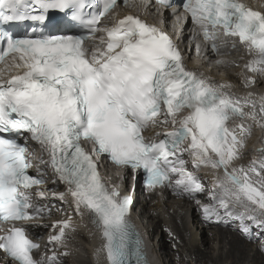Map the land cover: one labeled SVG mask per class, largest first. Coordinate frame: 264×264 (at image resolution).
<instances>
[{
	"label": "snow or ice",
	"instance_id": "obj_1",
	"mask_svg": "<svg viewBox=\"0 0 264 264\" xmlns=\"http://www.w3.org/2000/svg\"><path fill=\"white\" fill-rule=\"evenodd\" d=\"M117 3L0 0V25L24 21L40 25L23 37L0 27V63L22 69L8 79H0V223L11 225L0 235V250L15 264H44L34 258V250L40 245L29 238L23 222L35 219L41 211L33 203V189L45 180L28 173L32 167L28 148L17 142L13 133L31 134L48 155L39 163L51 167L54 176L67 185V195L78 213H92V223L105 241L108 264H132L133 256L135 264H147V260L139 234L128 220L131 196L122 195L118 187L105 180L98 162L82 147V140L91 142L93 153L108 156L118 167L143 169L150 188L167 183L195 195L204 191L198 178L186 173L182 158L177 157L178 165L170 159L188 141L185 150L196 167L224 169V179L218 183L223 193L214 194L212 199L226 215H233V196L236 202L243 198L264 211V159L253 160L248 170L243 166L229 170L243 147L238 138L250 134L242 124L230 128L229 122L237 118L257 120L253 94L233 98L222 90L231 85L216 87L202 74L189 71L179 46L166 31L138 16L118 19L113 14ZM157 3L173 7L172 0ZM183 9L204 38L213 41V51L217 50L219 26L226 37L238 38L246 46L252 57L245 65L247 70L264 75V12L253 10L241 0H186ZM50 11L65 13L86 34L46 31ZM112 21L114 25L108 27ZM98 32L107 34L104 52H99L95 43ZM255 82L254 77H246L247 84ZM249 105L251 112L245 111ZM163 109L164 119L158 121ZM185 111L187 114L178 118L177 114ZM259 111L264 115V97ZM157 123L178 127L159 141L145 140L142 133ZM249 173L260 177L256 181L259 187L254 186ZM173 175L179 177L174 184ZM35 195L42 197L43 193ZM64 198L60 193L59 199ZM203 211L206 218L219 219L216 206L203 205ZM244 216L241 213L239 218ZM247 219L256 221L251 215ZM257 223L264 227V222ZM68 227V221L61 222L58 234L51 235L49 242L62 243ZM55 262L53 253L48 264Z\"/></svg>",
	"mask_w": 264,
	"mask_h": 264
},
{
	"label": "bare ground",
	"instance_id": "obj_2",
	"mask_svg": "<svg viewBox=\"0 0 264 264\" xmlns=\"http://www.w3.org/2000/svg\"><path fill=\"white\" fill-rule=\"evenodd\" d=\"M185 26H186V22L179 25V27H178V29H179V31L183 37L186 36L185 35ZM165 28H166L168 34L171 35V31L169 30V28L167 26H165ZM198 28H199V26H198ZM195 33L199 38L203 34V32L201 33V35H199L197 32H195ZM174 36L175 35L172 34L171 38H174ZM188 37L190 38V35ZM186 41H188V38H186ZM199 45L203 46L205 49L204 51L206 52V49H207L206 46L199 44V43L194 44L195 48ZM191 49H192V46L189 43H187L186 51L189 53V56H194L195 58L197 57L198 62L200 64H203V66H205V67L208 66V61L203 60L204 54L200 58V56H198L199 54H197V50L194 49V51H193ZM220 67L221 66L210 65V69L208 71L204 72L205 76L207 78V79L206 78L205 79L208 81H211L210 80L211 76H216L213 74H215V71H217V69H220ZM226 72H227L226 74L225 73H223L224 75L222 74V76H221L222 80H226V78H229L231 76H232V79L234 77H237L238 81L241 80V85L239 86V88L241 90L244 89L245 86H246V88L248 87V84L244 81L243 75L240 71L237 70V72H234V71H226ZM212 82L215 85H220L218 81H212ZM254 87H255L254 90H256V92L252 91V94L255 95V97H253L252 100L257 101L256 102V108H255V111L258 114L257 120L245 118L244 120H240L238 122H235V124L237 126L242 124L245 129H250L251 134H247V132H246L245 135L243 137H241V140L244 141L245 144L243 145V147H241L239 149V155L241 156V154H242V156L248 161L257 160L260 156H262V157H260L258 160L264 159L263 154L261 152V149L264 148V115L260 114V112L258 110V106H257V105H260L261 97H263L261 95V88L264 89V84L258 78L257 81L255 82ZM246 92L247 91L245 90L244 93L242 92V94L246 95ZM233 97L236 98V94ZM241 103H243V100H241ZM246 108L248 109L249 112L253 111V109L250 105ZM260 116H262V117H260ZM250 123H251V125H250ZM256 128L260 131V133L256 130ZM189 155H190V153H189ZM191 158H193V157L191 156ZM98 164L100 165V169L105 168L103 162H101L99 159H98ZM233 166L238 169L242 165L238 164V162L235 160V161H233V164L229 166V170H231V168ZM212 172H213V176L209 177V179L207 181L202 182V186H203L204 190L216 186L221 179H224V169L223 168H219V169H213L212 168ZM175 180L176 179H174L173 181L175 182ZM205 185L207 187H205ZM132 186H134V185H132ZM141 188L142 187L140 185V182H138L137 185L135 186V189H133V194L135 193V197L134 198L131 197L133 202L130 205V212L132 210H134V208L137 207L136 202H137L139 196H141ZM161 191H163V190H161ZM176 191L179 192L178 190H176ZM163 197L165 198V200L163 202H161L159 200V198L162 199V197L154 196V197H152L153 199L151 197H150V199H152V202L155 204H153V203H152L153 205L141 204V209L143 210V213H144L143 215L149 219L148 225H151V227H153L151 230L154 231V234L158 233V232L161 234L163 232V230H160L161 226H163V229L166 228V230H165L166 235H165L164 239L161 238V240H159L158 243L154 239L155 244L153 245V243H151V240L149 238H147L148 241H146V239L144 238L145 243L143 244L144 247L147 246L146 247L147 251L150 250L151 251L150 253H152V255L153 254L154 255H157V254L162 255L163 258L160 257L162 262L168 256L169 262H170L168 264H171V261L175 262L172 264H180V263H182V262H180V260L183 261V259H182L183 257H184V260L186 259V262L183 264H186L187 262L190 264H193V263L203 264L204 261H206L205 263H207V264H227L226 261H229V264H238L239 260L245 259L247 257L246 254L242 253L244 246L246 245V247L249 250V254H250V252L253 251L251 249L250 245H253V243L256 241L253 239L258 238L259 235L260 236L264 235V232H263L261 234L257 233L255 235H253V237L250 239L245 238L246 242L249 244V245H247L245 240H241L239 238H236V237L232 236V234H230L227 231L222 232V230L224 228H228L230 226L229 224H234L237 221L236 218L230 220L228 226H226V227H221L220 224H217V222L212 220L211 218L210 219L209 218L208 219L202 218L200 216V214L194 215L192 217V219H194V221H192L188 217L189 209L185 205L181 204L180 202H168L169 199L177 200L176 198L172 197L169 193L165 194V196H163ZM212 200H213L212 198L207 197L205 199V201H203L202 203L208 204V202H211ZM232 202H234V201H232ZM139 203H141V202H139ZM241 204H243V203H241ZM231 205L234 206V204H231ZM216 207L218 208L219 216H220V214L224 213V211H225L224 209L219 208V206H216ZM246 207H247V205H243V207L241 206L242 209L239 212L245 213L243 208H246ZM52 211H54V209ZM67 213H68L67 209L63 208V214L66 215V218L68 217ZM173 214H176L174 221L177 224V227L176 226L170 227L168 225V222H169L168 220L170 219V216ZM249 215H251V214L249 213L247 216H249ZM247 216H244V217L247 218ZM198 218H202L203 221L201 223V226L204 229L196 231L193 229V226L198 228V225H197ZM215 218H217V217L215 216ZM65 221L69 222L68 230L66 231L64 237L62 238V242L66 241V246L63 243L52 242L51 245L48 247V249H50L51 253L56 254L55 264H70V261H71V264H104V262H103L104 249L102 246V235H101V232L95 228L94 224L92 223L91 217L88 214H84L83 218L79 222H77L75 220H68V219H66ZM130 221L132 224H134L135 226H137L140 229V231L142 232V234L144 236L145 232L141 226V222L139 223V219L136 218L135 216H130ZM250 221L251 220H249V222ZM192 223L194 225H192ZM244 223H245V221L242 222V226L247 227V225ZM179 225H182V226H180L178 228ZM3 226H5V225H3ZM185 228H186V230L189 229V232H190V235L187 239H185V236H184V234L186 233ZM252 229H253V227H252ZM254 230H255V228H254ZM147 231H148V229H147ZM213 231H217L218 233L214 232L215 233L214 234ZM170 232L174 233V237H173L174 243H176L179 247H181L182 252L185 251V253L179 254L176 251L175 253L169 254V250L173 249L172 246H170V248L168 250L165 249V241L167 240V235H169ZM164 234L165 233H163L162 235H164ZM78 236L82 241H84L85 238L87 240V243H86L87 245H81L82 252L79 251L80 249L76 243V239ZM227 236L229 239L227 238ZM72 242H73V244L71 245ZM217 243L222 244V245L226 244V245L215 248V250H214L213 247L216 246ZM223 247L226 249V251L224 253H223ZM260 247L261 246H258L257 248H260ZM188 248L193 251V254L190 255V256H192V260H191L192 263L190 261L191 257L188 255ZM46 251H47V248H46ZM143 252H146V251H143ZM156 252H157V254H156ZM189 252H190V250H189ZM255 252H256L255 260H253V259H251V260H252V262L257 263L258 260L261 261L264 258V255L263 256L260 255V257H259L257 250ZM65 253H67V255H65ZM83 256H85V257H83ZM173 256H176V260L173 259ZM156 258L159 260L158 257H156ZM248 258L250 259V257H248ZM252 258H253V256H252ZM67 259H69L70 261L68 262ZM146 260H147V264H157L156 263L157 260L155 261L153 259V257H151V256ZM0 264H9V263L3 262V260L0 259ZM259 264H264V263L260 262Z\"/></svg>",
	"mask_w": 264,
	"mask_h": 264
},
{
	"label": "rangeland",
	"instance_id": "obj_3",
	"mask_svg": "<svg viewBox=\"0 0 264 264\" xmlns=\"http://www.w3.org/2000/svg\"><path fill=\"white\" fill-rule=\"evenodd\" d=\"M260 117H262V116H260ZM250 125H251V123H250ZM247 134H249V133H247ZM250 134H251V132H250ZM193 159V158H192ZM251 161V160H250ZM252 165V164H251ZM243 167H244V169H246L245 168V166L244 165H242ZM241 167V166H240ZM239 169V168H238ZM249 175H254L253 173H249ZM261 176H264V172H261ZM255 180H260V177H257ZM205 187H207L206 185H205ZM210 198V197H209ZM168 202H179L178 200H172V199H169V201ZM238 203H243L241 206L243 207V205H247V207L246 208H243L244 209V212L245 213H243V214H245V216H247L249 213L252 215V216H256L259 212H260V209L257 207V206H255L254 204H252V203H250L249 201H247L246 199H243V198H241V200L240 201H238ZM153 204H155V203H153ZM152 203L150 204V205H153ZM205 204V203H204ZM216 204H217V202H216ZM203 205V204H202ZM208 205H211L210 204V202H209V204ZM218 206V205H217ZM240 206V207H241ZM232 207L233 206H230V209H232ZM242 209V208H241ZM236 213L237 214H241V212H239V211H237V212H235V213H233V215H236ZM239 214V215H240ZM139 223L141 222V226H142V228L144 229V238L146 239V241H148V239L147 238H149L150 240H151V243H153V245L155 244V241H157V243H158V241L159 240H161V238H163L164 239V237H165V235H166V228L165 229H163V226H161V229L160 230H163V232L160 234L159 232L158 233H155L154 234V231L153 230H151L153 227H151V225H148V221H149V219L146 217V216H144V215H142V214H140L139 216ZM175 217H176V214H173V215H171L170 216V219L168 220L169 222H168V225L170 226V227H173V226H176L177 227V224L175 223V221H174V219H175ZM236 222L235 223H237L238 221H239V219L238 218H236ZM241 220H243V219H241ZM244 220H245V223L244 224H246L247 225V227H253V229H251L252 230V232L250 233V231H247V232H245V231H242L241 233H237V232H235L234 231V229H232V227L233 228H235L236 230H240V227H238L237 225L236 226H232L231 224H230V226L228 227V228H224L223 230H222V232H225V231H227V232H229L230 234H232V236H234V237H236V238H239V239H241V240H245V242H246V239L245 238H248V239H250V238H252L253 237V235H255V234H257V233H259V234H261V233H263L264 232V227H260L259 225H258V221H250L249 222V219H247L246 217H244ZM243 220V221H244ZM194 223V222H193ZM192 223V225H194ZM171 224V225H170ZM191 225V226H192ZM180 226H182V225H179L178 226V228L180 227ZM243 227V226H242ZM246 227V226H245ZM254 228H255V230H254ZM147 229H148V231H147ZM193 229L194 230H196V231H199L198 230V228L197 227H195V226H193ZM181 231V230H180ZM185 231H186V233L184 234V236H185V239H187L188 237H189V235H190V232H189V229L188 230H186V228H185ZM205 231V230H204ZM182 232V231H181ZM206 232V231H205ZM218 233L217 231H213V233ZM163 233H165L164 235H162ZM214 233V234H215ZM170 235V236H169ZM169 235H167V240L165 241V249H169L170 248V246H172L173 247V249H171V250H169V254H172V253H175L176 251L179 253V254H181V253H185V251H183L182 252V248L181 247H179L176 243H174V241H173V237H174V233L173 232H170L169 233ZM239 235V236H238ZM227 238H228V236H227ZM154 239H155V241H154ZM229 239V238H228ZM253 240H256L254 243H253V245H250L251 246V249L253 250L252 252H250V254H249V250H248V248L246 247V245L244 246V249H243V251H242V253H244V254H246V258L245 259H241V260H239V263L238 264H259L260 262H263L264 263V258L260 261V260H258L257 261V263L256 262H252V260L251 259H253V260H255V255H256V250H257V252H258V256L260 257V255H264V235L263 236H260L259 235V237L258 238H254ZM258 241V242H257ZM75 242V241H74ZM80 242V243H79ZM179 242V241H178ZM261 242V243H260ZM65 243V242H64ZM76 243H77V246L79 247V251H81L82 252V250H81V245H87L86 243H87V240H86V238L84 239V241H82L80 238H79V236L77 237V239H76ZM83 243V244H82ZM150 243V242H149ZM247 243V242H246ZM66 244V243H65ZM73 244V242L71 243V245ZM255 244V245H254ZM80 245V246H79ZM152 245V244H151ZM224 245H226V244H218L217 243V245L216 246H214L213 247V249L215 250V248H218V247H221V246H224ZM247 245H249L248 243H247ZM258 246H261L260 248H257ZM190 248V247H189ZM188 248V255L190 256V255H192L193 254V251L191 250V249H189ZM263 248V249H262ZM260 251H259V250ZM189 250H190V252H189ZM226 251V249L223 247V253ZM151 251L150 250H148L147 251V253L149 254ZM192 252V253H191ZM253 253V254H252ZM151 254V255H150ZM149 255L151 256V257H153V259L156 261L157 260V264H168V263H170L169 262V257L167 256V258L162 262L161 261V259H160V257L161 258H163L162 257V255H159V254H157V252H156V254L157 255H152V253H150ZM249 254V255H248ZM84 255V254H83ZM168 255V254H167ZM252 256H253V258H252ZM83 257H85V256H83ZM156 257H158L159 258V260L156 258ZM191 258H190V261L192 260V256H190ZM248 257H250V259L248 258ZM76 258V257H75ZM258 258V257H257ZM173 259H175L176 260V256H173ZM183 259V261L182 260H180V262H182V263H180V264H183V263H185L186 262V259L184 260V257L182 258ZM248 259V260H247ZM68 260V262L70 261L69 259H67ZM242 261V262H241ZM160 262V263H159ZM206 261H204L203 262V264L205 263ZM172 263H175L174 261H171V264ZM191 263H192V261H191ZM226 263L227 264H229V261H226ZM70 264H71V261H70ZM186 264H190V263H186ZM193 264H195V263H193ZM205 264H207V263H205Z\"/></svg>",
	"mask_w": 264,
	"mask_h": 264
},
{
	"label": "clouds",
	"instance_id": "obj_4",
	"mask_svg": "<svg viewBox=\"0 0 264 264\" xmlns=\"http://www.w3.org/2000/svg\"><path fill=\"white\" fill-rule=\"evenodd\" d=\"M234 204V207H239V204H235V203H233ZM232 206V205H231ZM256 206V205H255ZM203 209V208H202ZM241 209H238V210H235V209H233L232 208V211H233V213H235V212H237V211H240ZM194 214L195 213V215H197L198 214V212H195L193 209H189V213H191V212ZM239 214H236L235 215V217L236 218H239ZM240 219V218H239ZM202 218H198V223H197V225H198V230H201V223H202ZM245 221V220H244ZM256 221H258V222H264V211H262V210H260V212L258 213V216L256 217ZM3 225H5V226H3ZM46 225H47V223H46ZM51 227H53V228H50V232H51V234L50 235H47V238H46V240L48 239L49 240V237L51 236V235H56V234H58V232H59V226H51ZM8 228V224H5V223H0V235H2V233H3V230L4 229H7ZM244 228H247L248 229V231H250V233L252 232V228L251 227H242V225H240V230H235L237 233H241L242 231H244L243 229ZM139 229V228H138ZM68 230V228H66L65 229V233H66V231ZM140 230V229H139ZM70 240V239H69ZM66 241H63L62 243L66 246ZM48 245H47V242H44V243H41L40 244V247H39V249H37V250H34V258L36 259V260H38V261H43L44 262V264H48V259L53 255V253H51L50 252V249H48ZM46 248H47V251H46ZM0 259L1 260H3V262H6V263H9V264H15V262L14 261H12L10 258H8V257H6L5 256V254L3 253V251L2 250H0Z\"/></svg>",
	"mask_w": 264,
	"mask_h": 264
},
{
	"label": "water",
	"instance_id": "obj_5",
	"mask_svg": "<svg viewBox=\"0 0 264 264\" xmlns=\"http://www.w3.org/2000/svg\"><path fill=\"white\" fill-rule=\"evenodd\" d=\"M260 79H261L262 81H264V78H263V77H261Z\"/></svg>",
	"mask_w": 264,
	"mask_h": 264
}]
</instances>
